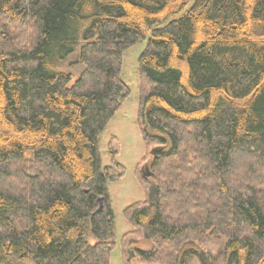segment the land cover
<instances>
[{
  "label": "trees",
  "instance_id": "1",
  "mask_svg": "<svg viewBox=\"0 0 264 264\" xmlns=\"http://www.w3.org/2000/svg\"><path fill=\"white\" fill-rule=\"evenodd\" d=\"M140 41L156 193L125 208L121 247L145 234L149 264H264V0H0V264H109L124 168L98 138Z\"/></svg>",
  "mask_w": 264,
  "mask_h": 264
},
{
  "label": "rangeland",
  "instance_id": "2",
  "mask_svg": "<svg viewBox=\"0 0 264 264\" xmlns=\"http://www.w3.org/2000/svg\"><path fill=\"white\" fill-rule=\"evenodd\" d=\"M145 47L146 41H140L124 52L121 75L129 88V94L98 138L103 166L109 164L107 144L112 137H116L119 143L116 160L124 168L122 178L107 183L115 223V248L111 253L109 264H122V258L126 261L125 264H149L142 262L137 253L139 249L149 248L145 234L138 242L126 245L124 249L121 247L123 235L132 230L123 213L125 208L135 202H148L154 187L152 179H146V184L140 183L141 176L152 170L151 151L156 148L154 144L144 145L136 119L139 100L137 60ZM81 69L82 67H78L73 71L74 78ZM129 254H132L131 257Z\"/></svg>",
  "mask_w": 264,
  "mask_h": 264
},
{
  "label": "water",
  "instance_id": "3",
  "mask_svg": "<svg viewBox=\"0 0 264 264\" xmlns=\"http://www.w3.org/2000/svg\"><path fill=\"white\" fill-rule=\"evenodd\" d=\"M157 152H158V149L154 148L151 151V155L155 156L157 154ZM144 176L145 177H149L150 176V172L145 173ZM155 193H156V188H155V185H154L153 189L151 190V194H150V198H149L150 205H153V202H154V199H155Z\"/></svg>",
  "mask_w": 264,
  "mask_h": 264
}]
</instances>
